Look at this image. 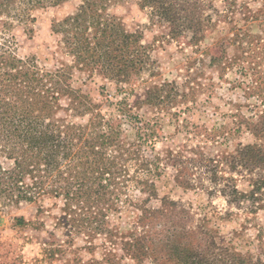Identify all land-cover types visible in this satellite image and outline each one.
Masks as SVG:
<instances>
[{"label":"trees","instance_id":"trees-1","mask_svg":"<svg viewBox=\"0 0 264 264\" xmlns=\"http://www.w3.org/2000/svg\"><path fill=\"white\" fill-rule=\"evenodd\" d=\"M9 1L0 0V16H13L32 36L33 11L69 0H19L12 8ZM133 1L150 23L160 26L163 37L194 49L192 64L200 68L207 62L218 73L235 70L245 77L246 94L260 97L262 107L249 115L237 108L229 126L207 127L187 118L181 122L183 111L172 109L193 100L191 93H179L170 82L151 83L142 95L136 93L153 61L142 34L130 31L115 12L131 0H81L73 12L53 22L70 62L49 69L35 55L20 56L14 36L0 40V210L55 200V224L66 240L60 243L50 233L42 258L33 264H261L250 252L237 250L232 238L220 236L212 218L196 216L168 196L160 198L156 179L169 167L184 189L220 195L238 210L255 213L260 208L264 0ZM206 37L216 38L202 47ZM76 71L86 80L99 77L117 86L123 96L116 101L105 85L101 87V101L116 106L117 115L106 116L101 101L75 86ZM143 107L154 115H140ZM165 116L189 137L148 153L144 148L163 138ZM239 134L247 139L228 145ZM224 144L226 149L219 148ZM238 181L248 189H240ZM134 190L141 193L140 200L130 195ZM153 200L159 205H151ZM123 208L133 214L127 229L117 223ZM231 215L227 211L221 218ZM32 224L23 216L15 218L20 231ZM77 239L84 243L77 249L91 253V258L73 249ZM6 246L14 245L0 242V264H22V255Z\"/></svg>","mask_w":264,"mask_h":264},{"label":"rangeland","instance_id":"rangeland-1","mask_svg":"<svg viewBox=\"0 0 264 264\" xmlns=\"http://www.w3.org/2000/svg\"><path fill=\"white\" fill-rule=\"evenodd\" d=\"M80 2L81 0H69L60 6H49L33 11L36 21L32 23V36L28 34L23 25H19L13 16L2 14L0 16V40L2 37L14 36L18 43L17 51L20 56L35 55L40 64L49 69L55 68L59 62H70V57L61 50L59 43L61 36L53 31V22L73 12ZM9 3L12 8L18 5L19 0H10ZM115 12L123 18L125 26L130 31L141 33L142 42L150 46L153 62L135 87L136 93L142 95L145 87L151 83L158 85L174 83L178 87L179 93H191L194 99L180 102L172 110L183 111L180 117L181 122L187 118L207 127L232 125V115L237 111V108L249 115L251 109L256 111L262 107L260 97H251L246 94L247 80L245 77L235 70L218 73L209 67L207 62L200 68L197 67L198 64H192V57L196 56L193 52L194 49L178 43L171 37H163L160 26L150 23L147 13L142 11L133 0L124 3ZM3 22L6 24L3 25ZM214 38L216 37H206L201 46L210 44ZM85 78L81 72L76 71L74 84L81 87L95 101L99 102L103 98L101 96L103 85L106 86L107 93L112 96V100L116 101L123 96L122 93H118L114 83L104 81L99 77L90 80ZM102 105V112L106 116L118 114L116 106L105 104V102H102ZM151 110L143 107L139 113L140 115L148 114L147 117H150L154 115ZM76 120L80 121V119ZM161 123L163 138L151 141L144 148L148 153L153 149L161 151L165 144L173 145L189 137L185 130L178 131L177 122L172 121L169 116H165ZM127 132L130 139L135 137L131 128ZM245 139H247L245 134L234 135L229 139L228 145L233 147L235 143ZM225 147V144L219 146L222 149H226ZM173 175V169L168 167L156 179L160 198L168 196L190 208L196 216L206 215L212 218L211 225L219 228L220 236L228 241L232 238L237 250L242 253L250 252L254 261L261 259V264H264V199L257 203L260 208L255 213L238 210L235 207H230L220 195L210 196L202 189H184L175 183ZM237 184L242 190L248 189L244 181H238ZM130 195L136 201L142 197L141 193L135 190ZM151 205L158 206L159 201L153 200ZM131 211L123 208L122 218L117 220L122 229L131 227L133 216ZM227 211L233 212V215L222 219L221 217ZM58 214L59 208L55 205V200L51 199L37 205L23 203L19 207L0 210V242L12 243L14 246L11 248L23 257L22 264H33L35 258H42L43 243L46 241L45 239L49 238L50 233H55L60 243L66 240L64 231L57 228L55 224V216ZM20 216L25 217L30 224L34 223L33 226L28 227L27 231L23 232L15 228V218ZM40 224L41 226L35 229ZM83 244L81 239H77L73 249L84 259L91 258L93 256L91 253L84 249H77ZM6 248L10 247L6 246ZM2 251L4 250H1V253ZM69 255L71 256V253ZM40 264H65V261L57 260Z\"/></svg>","mask_w":264,"mask_h":264}]
</instances>
